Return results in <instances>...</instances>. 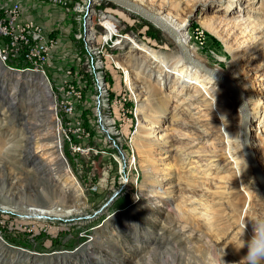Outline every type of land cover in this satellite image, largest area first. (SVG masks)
I'll return each mask as SVG.
<instances>
[{
  "label": "rangeland",
  "instance_id": "1",
  "mask_svg": "<svg viewBox=\"0 0 264 264\" xmlns=\"http://www.w3.org/2000/svg\"><path fill=\"white\" fill-rule=\"evenodd\" d=\"M130 1L183 24L195 58L230 79L249 112L254 101L264 112V0ZM36 3L37 8L23 4L22 15L40 21L50 36L68 30L53 51L54 59L59 57L56 67L65 63L63 53L74 47L83 52L84 43L69 33L70 27L77 30L72 18L81 19L82 32L117 33L121 43L105 46L104 53L130 69L139 95L130 108L139 127L132 139V128H117L122 134L116 136L112 120H100L93 106V77L83 66L76 67L80 84L72 81L67 89H81L79 102L68 98L74 110L67 119L53 103L57 91L52 88V94L45 79L39 77L34 89L28 81L35 75H13L0 67V209L8 211L0 210V264H264V197L241 145L240 114L230 94L210 79L202 90L191 80L178 94L174 80H166L146 57L150 50L167 61L182 59L175 45L154 25L112 2L68 0L67 11ZM251 37L256 49L249 52ZM54 69L46 74L56 76ZM119 74L107 60L103 79L114 91L121 89ZM250 119L251 145L264 175V120L256 130L259 119ZM152 124L156 130L149 137ZM165 133L169 140L156 139ZM227 136L234 142L238 169L245 166L247 174H238L227 159ZM55 148L64 157V174ZM196 153L216 159L198 167L192 163ZM163 156L168 158L160 161ZM161 165L170 175L167 181L155 180L153 167ZM159 185L160 197L151 193ZM164 191L171 195L161 196ZM177 204L188 209V219L179 217ZM40 205L57 214L34 219L24 211Z\"/></svg>",
  "mask_w": 264,
  "mask_h": 264
},
{
  "label": "built area",
  "instance_id": "2",
  "mask_svg": "<svg viewBox=\"0 0 264 264\" xmlns=\"http://www.w3.org/2000/svg\"><path fill=\"white\" fill-rule=\"evenodd\" d=\"M26 2H31V6L36 8V2H38L41 5L61 8L62 11H67L68 0H0V65L8 73L18 71L28 76L38 75L43 77L49 85L51 93L53 94L52 88L57 91L55 96L52 95L53 103L55 107L59 106L61 108L66 119L73 114L74 110L72 102L68 98L76 96L78 102L81 99V89L77 90V92H68L67 89L71 86L72 81L80 84V76L76 71V67H85V71L93 77L92 87L94 95L92 98L94 102H92L100 116V120H102V117L109 121L112 120L111 126L116 132V136L122 134L121 130H117V128L122 129V127L126 126H128L127 128H132L133 139L139 127V121L135 109L132 111L130 104H136L137 100L139 101V95L131 82L130 69H123L122 66H118L112 55L104 53L105 46L112 48L121 43L120 39H115L119 37L117 33L112 36H107V34L100 36L92 28L84 29L82 32L81 19L72 18V23L75 24L77 30L74 32L70 27L69 33L75 42L79 43L81 41L84 43L83 52L74 47L72 50L63 53L60 58L65 63L56 67L55 62L59 57L55 60L53 51L57 48L61 41L60 39L66 38L68 30L66 28L64 31L65 35L59 33L50 36L44 26L38 24L34 19H23L22 13ZM47 17H50L49 13H47ZM59 22L61 23L62 20H59ZM98 37L100 38V45ZM107 60L120 72L121 89L118 91H114L107 81L103 79ZM52 68H55L57 75L49 77L46 71ZM28 82L32 88H37L35 79H33V82ZM83 83L82 87L86 88L87 82L84 81ZM102 110L105 113L101 116ZM113 113L117 114V119H115ZM131 114L133 115V120L131 118L130 125ZM129 140L131 141L130 137ZM113 144L114 146L116 145L114 141Z\"/></svg>",
  "mask_w": 264,
  "mask_h": 264
},
{
  "label": "bare ground",
  "instance_id": "3",
  "mask_svg": "<svg viewBox=\"0 0 264 264\" xmlns=\"http://www.w3.org/2000/svg\"><path fill=\"white\" fill-rule=\"evenodd\" d=\"M168 25H170L174 31L176 32V34L178 35V37L180 38V40L187 46V48L189 49L190 53L192 54V56L195 58V53L193 51V47H189L187 45V41L185 39V34L181 31L182 28L184 27L183 24H179V23H176L175 20H173L169 15H166V16H163L161 17ZM207 28L210 29L212 32L215 31V29L213 28V26H208L207 25ZM249 42L250 44L248 45V47L246 49L249 50V52H252L253 50L256 49V46H255V43H254V38H250L249 39ZM180 54V53H179ZM181 55V54H180ZM146 57L147 59L152 63L154 64L155 68L157 67L159 70H162L163 73H164V77L165 79H173L174 80V86H176V91H178V94H180L183 90V88L188 84L189 81H193L194 84L196 86H198L199 89H205L209 83V77L206 76L205 74L203 73H200L197 69H195L194 67H192L190 64H188L187 62H185L183 60V58L181 59V57H179L180 59L179 60H171V61H167L166 59H163L162 56H160L159 54L155 53V52H152V51H146ZM199 61V60H198ZM235 67H239V58H235L234 61H233ZM238 70V69H237ZM5 71V70H4ZM240 71V70H239ZM6 72V71H5ZM195 72L197 73H200L202 74L201 77L199 78H195L194 77V74H196ZM220 74H222L224 77L225 75L221 72H219ZM211 80V79H210ZM243 80V83L245 85V87L247 88V90L249 91V93L253 96L255 91H254V88L251 86V83L249 82V80L244 77ZM212 81V80H211ZM49 87V85H48ZM179 89V90H178ZM51 90V89H50ZM47 95H50V91L47 90ZM206 95H208V93L204 92ZM242 93V92H241ZM204 95V94H203ZM200 97V96H199ZM244 97V96H243ZM198 100V99H197ZM182 101V100H181ZM205 101V99L203 100ZM182 104V102H180ZM180 104V105H181ZM248 112H249V109H248ZM249 117H256L258 118V127L256 130H260L259 126L261 123H263V120H264V112L262 111L261 109V104H260V101H254L253 102V106L249 112ZM159 121L158 119L157 120H154L153 121V124L155 125H158ZM148 125L147 127V131H149L150 133H148V136L149 137H152L154 134V131L153 130H156V127L155 125ZM225 125H223V132H225ZM168 129V128H167ZM261 133V132H260ZM264 133V132H263ZM157 136V135H156ZM159 136V135H158ZM156 139H158V141H165V140H169V135H166L165 133V136H159ZM227 140V150L228 152L226 153L227 155V159L230 160V162H233V166H235L238 172L239 173H244V174H247L248 173V169L244 166L242 167L241 169H238V161H236V153L234 152V148L233 146L231 145L233 143L234 145V142L233 140H229L230 137L227 136L225 137ZM261 140V139H260ZM155 142V141H154ZM157 145V144H156ZM264 146V145H263ZM254 151V150H253ZM255 154V153H254ZM192 154H187V156H191ZM195 155V160L192 162L193 164H197L198 167H202V165H204L205 168H207L208 166H210L214 161H215V157H213L211 154H201V153H196L194 154ZM168 157L167 156H163L161 157L159 160L160 161H164L165 159H167ZM187 158V157H186ZM185 159V158H183ZM201 162H204V164H202ZM229 162V161H228ZM258 162V161H257ZM162 166V165H161ZM260 166V165H259ZM65 167V166H64ZM152 168V167H151ZM161 168V167H160ZM66 169V168H65ZM154 169V175H155V180L156 179H159L160 178V181H167L165 180V176H170L166 169L162 166L161 169H156V167H153ZM41 170V169H40ZM146 170H150V166L146 167ZM38 171V170H37ZM263 175V174H262ZM264 176V175H263ZM155 183V182H153ZM162 185V184H161ZM161 185L158 186L157 189H155L154 192H151L153 194H157L158 197H160L159 193L161 190H163L161 188ZM168 187H170L172 185L171 182H168L167 184ZM157 187V186H156ZM168 189V188H167ZM171 189V188H170ZM154 190V189H153ZM170 191V190H169ZM169 191H164L163 194L161 196H170L171 195V192ZM67 193H70V189H69V192ZM7 201V200H6ZM171 201H175L173 200V198H171ZM9 203V202H8ZM193 203V201H192ZM11 204V203H9ZM185 206H189L191 205V202H188V203H183ZM13 205V204H12ZM10 205H8L9 207ZM8 207H4L2 206V208L8 210ZM33 207V206H32ZM10 208V207H9ZM38 208V209H37ZM175 211L178 213L179 217L181 219H188L189 218V211L188 209L185 210L182 208L181 204H177L176 208H174ZM24 211L26 213H29L32 217L31 218H34V219H44L46 215H50V214H57V211H55V209H49V210H46V209H43V206H37V207H34V208H24ZM191 218V217H190ZM147 264V263H146Z\"/></svg>",
  "mask_w": 264,
  "mask_h": 264
},
{
  "label": "water",
  "instance_id": "4",
  "mask_svg": "<svg viewBox=\"0 0 264 264\" xmlns=\"http://www.w3.org/2000/svg\"><path fill=\"white\" fill-rule=\"evenodd\" d=\"M112 2L121 8H124L142 19L148 21L156 28H158L162 33H164L168 39L175 45L177 51L181 54L183 60L190 64L192 67L197 69L200 73L208 76L214 84L219 86L220 88L226 90L233 101L236 103L239 114H240V139L241 145L245 154V157L249 163L250 169L253 172L258 185L260 186L262 195L264 197V177L262 175V171L260 169L259 163L257 162L256 156L254 154L252 145H251V119L249 117L248 105L246 103L245 98L243 97L240 89L228 78L224 77L220 74L215 68L209 67L196 58L192 56L187 46L180 40L174 29L168 25L158 14L151 12L150 10L138 5L130 0H106ZM2 70H5L3 66H0ZM20 74L21 76H25L26 74L20 73L18 71H12L11 74L16 75ZM39 77L36 75V82L39 80ZM43 78V77H41ZM44 79V78H43ZM46 83V82H45ZM42 83L40 82L39 86ZM47 85V84H46ZM33 91L32 93H34ZM6 103V102H5ZM4 103V104H5ZM8 108H10L8 106ZM55 155L57 157L58 166L60 171L64 174L66 172L64 164V157L61 155V152L57 153V149L55 148ZM59 155V156H58ZM64 163V164H63Z\"/></svg>",
  "mask_w": 264,
  "mask_h": 264
},
{
  "label": "crops",
  "instance_id": "5",
  "mask_svg": "<svg viewBox=\"0 0 264 264\" xmlns=\"http://www.w3.org/2000/svg\"><path fill=\"white\" fill-rule=\"evenodd\" d=\"M45 9H47L48 7H44ZM48 11L49 12H51V13H53V11L54 12H58V10H56V9H53V8H48ZM46 13H48V12H46ZM50 17H52L51 15H49ZM23 19H33V18H30V17H28V16H25V15H23ZM34 21H36L37 22V20H35L34 19ZM38 24H41V22L39 21V22H37ZM42 25V24H41ZM45 28H47L46 26H45Z\"/></svg>",
  "mask_w": 264,
  "mask_h": 264
}]
</instances>
